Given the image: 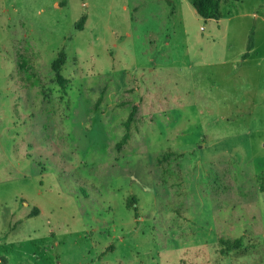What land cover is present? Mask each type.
Wrapping results in <instances>:
<instances>
[{
	"label": "rangeland",
	"instance_id": "1",
	"mask_svg": "<svg viewBox=\"0 0 264 264\" xmlns=\"http://www.w3.org/2000/svg\"><path fill=\"white\" fill-rule=\"evenodd\" d=\"M221 13L0 0V264H264V0Z\"/></svg>",
	"mask_w": 264,
	"mask_h": 264
},
{
	"label": "trees",
	"instance_id": "2",
	"mask_svg": "<svg viewBox=\"0 0 264 264\" xmlns=\"http://www.w3.org/2000/svg\"><path fill=\"white\" fill-rule=\"evenodd\" d=\"M230 1L240 2L242 0H189L196 15L200 17L204 22L209 21V20H215V21L220 20L222 18L221 4L227 3ZM64 4H65V1H62L60 3V6H64ZM84 20H85L84 17L80 18V20L77 21L74 25L75 29L82 30ZM253 48H254V43H253L252 33H251V35L248 38L246 52L242 56V60H245L250 56L251 50ZM64 63H65V56H64V53L62 52H60L57 58H55L51 63V69L54 73V81L57 84H59L61 87H64L66 83L68 82V80L65 79L60 73L61 68L64 65ZM131 117L132 116H130V118ZM125 125H126V128H128V123H126ZM127 139H128V135L125 134L120 140V142L117 144V148L119 149L120 145L122 143H125ZM131 206H133V204ZM136 210H137L136 207H134L135 212ZM35 211L37 212V209ZM33 215H36V213ZM221 243L223 245H226V243L223 240H221ZM239 247H241V244L239 241H236L233 244L226 246V250L230 252V251L238 249Z\"/></svg>",
	"mask_w": 264,
	"mask_h": 264
}]
</instances>
